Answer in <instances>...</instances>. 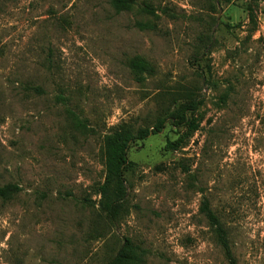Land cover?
Wrapping results in <instances>:
<instances>
[{
  "label": "rangeland",
  "instance_id": "374dc122",
  "mask_svg": "<svg viewBox=\"0 0 264 264\" xmlns=\"http://www.w3.org/2000/svg\"><path fill=\"white\" fill-rule=\"evenodd\" d=\"M252 6L251 23L247 7ZM146 66L138 81L132 60ZM202 101L188 127L131 145L115 226L99 211L104 138ZM0 264H107L125 238L145 264H264L261 1L0 0Z\"/></svg>",
  "mask_w": 264,
  "mask_h": 264
},
{
  "label": "trees",
  "instance_id": "16d2710c",
  "mask_svg": "<svg viewBox=\"0 0 264 264\" xmlns=\"http://www.w3.org/2000/svg\"><path fill=\"white\" fill-rule=\"evenodd\" d=\"M213 2L218 0H211ZM225 4H230L232 0H222ZM261 1L264 5V0ZM137 0H110V5L115 13L131 10ZM248 17L251 23L255 21L254 9L247 7ZM130 69L134 76L141 81L142 73L146 71L144 62L140 59L130 62ZM202 101L196 99L187 100L184 103L175 104L173 110H168L164 118L156 120L151 128L140 129L137 132L129 129L119 128L104 138L105 148V179L104 183L98 189L100 195L99 211L105 215V218L111 225L115 226L120 220V214L124 209L126 199L125 177L130 171L132 163L128 161L127 153L132 144L143 142L149 136H155L162 132L170 120L174 127H188L190 119L201 106ZM21 189L17 185H4L0 187V201H10ZM201 214L204 215L208 225L213 229L216 245L222 251L227 264H237L234 258L226 230L223 228L218 217L211 211L209 202L204 199L201 203ZM146 252L136 246L132 240L125 238L122 245L116 251L115 255L107 264H145Z\"/></svg>",
  "mask_w": 264,
  "mask_h": 264
}]
</instances>
